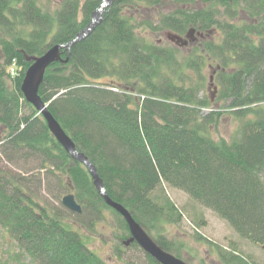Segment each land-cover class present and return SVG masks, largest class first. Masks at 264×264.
<instances>
[{"label": "trees", "instance_id": "obj_1", "mask_svg": "<svg viewBox=\"0 0 264 264\" xmlns=\"http://www.w3.org/2000/svg\"><path fill=\"white\" fill-rule=\"evenodd\" d=\"M101 3L61 0L52 13L37 0H0V226L36 264L107 263L67 227V216H51L38 203L27 172L5 171L32 160L75 196L82 207L77 225L92 231L110 211L122 226L118 241L124 246L130 239L127 224L105 204L87 169L58 144L22 93L32 59L72 41ZM140 5L159 14L142 19ZM129 9L135 11L131 18ZM140 28L179 36L194 29L218 41L200 44L203 65L197 58L181 63L176 47L150 43ZM206 63L216 71L215 98L201 96ZM39 96L96 167L109 197L148 234L162 218L181 220L169 199L153 196L168 186L264 249V0H116L92 35L72 48L68 63L46 71ZM225 118L239 125L230 142L213 137ZM151 238L183 260L165 240ZM121 244L115 248L119 259ZM130 247L139 250L136 243ZM221 257L225 264H246L238 256Z\"/></svg>", "mask_w": 264, "mask_h": 264}, {"label": "rangeland", "instance_id": "obj_2", "mask_svg": "<svg viewBox=\"0 0 264 264\" xmlns=\"http://www.w3.org/2000/svg\"><path fill=\"white\" fill-rule=\"evenodd\" d=\"M37 1L42 7L53 13L61 0ZM169 5L170 3H167V7ZM139 8L142 13V19H144V16L145 18L149 16L155 19L156 15L159 14L156 9L148 5H140ZM221 11L224 12L223 9ZM134 13L133 9H129L126 15L131 18ZM137 17L140 20L141 16ZM138 33L150 43L165 50L175 48L176 46L166 39V32L155 33L140 28L138 29ZM205 35L206 38L204 40L210 39L211 41H215L210 35ZM216 41H218V38ZM199 44L200 42L194 43L193 41V43L184 48L180 49L177 47V50L180 52L177 54L178 62L182 63L184 60L197 58L198 64L203 65L204 62L198 58L200 55ZM186 75L198 79V74L194 71L187 70ZM215 77L216 71L214 66L206 63L201 71V80L204 81V92H202L201 96L215 98L218 89L215 86ZM222 106L227 107V104ZM209 112V110L203 111L204 114H209ZM235 123L229 118L222 119L219 125L215 129H212L213 137L217 140L224 138L230 142L231 137L234 136L239 128L238 123L237 125ZM41 168L40 161L32 160L28 164L21 163L19 167H9L5 171L11 170L16 176L27 172L29 175L27 174L26 178L30 182L28 187L32 193L37 195L39 199L38 203L43 208H46L51 216L55 213H60L58 211L67 216V219H65L67 227L80 233L87 247L107 264H152L143 250L130 246L125 247L118 241L116 235L119 234L122 226L113 212L105 211L104 219L96 223L92 231L77 225L74 222L77 214L70 212L62 204V199L69 195L71 191L66 189L65 183L62 182L61 178L46 175V171H42ZM31 178H33L32 181ZM39 179H41V182ZM153 196L159 197V199H163V197L169 199L180 213L181 220L176 223L162 218L155 223L154 227H151L148 235L155 239L162 238L165 240L180 254L184 262L186 261L188 264H225L222 261L221 255H234L238 256L246 264H264V249L239 237L213 211L194 201L187 194L165 186L157 190ZM161 203L162 201L159 202V204ZM117 244L122 245L119 251L122 259H119L117 256V251L115 250ZM0 264H36L19 250L17 242L1 226Z\"/></svg>", "mask_w": 264, "mask_h": 264}, {"label": "water", "instance_id": "obj_3", "mask_svg": "<svg viewBox=\"0 0 264 264\" xmlns=\"http://www.w3.org/2000/svg\"><path fill=\"white\" fill-rule=\"evenodd\" d=\"M115 1L116 0H103L100 7L92 15L88 27L82 30L72 41L66 44L55 45L43 56L32 59L33 64L27 70L22 83V93L26 102L44 118L48 130L58 144L73 160L77 161L87 169L93 180L96 191L104 200L105 204L118 213L125 221L129 229L130 239L126 241L124 245L129 247L131 244L136 243L144 253L150 256L158 264H186L183 260L178 259L174 255L161 249L148 233L135 221L130 212L109 197L96 167L77 149L71 137L67 135L61 125L50 113L49 106L45 104L39 96L40 87L44 81L46 71L56 63H68L72 48L92 35V33L102 24L104 14L112 7ZM194 33L195 30L192 29L185 38L172 33H166L165 37L172 44L182 48L188 45L190 37ZM198 37H201V35H198ZM65 53L67 54V58L66 60H63V54ZM62 204L70 212L77 215L82 214V207L77 203L73 194L65 196L62 199Z\"/></svg>", "mask_w": 264, "mask_h": 264}, {"label": "flooded vegetation", "instance_id": "obj_4", "mask_svg": "<svg viewBox=\"0 0 264 264\" xmlns=\"http://www.w3.org/2000/svg\"><path fill=\"white\" fill-rule=\"evenodd\" d=\"M198 35H201V37H198ZM206 35L205 34H202V33H198V32H196L195 34H193L191 37H190V41H189V43H188V45L187 46H189L191 43H193V41H194V43H199L200 42V44L202 43V42H204V41H206V40H204L206 37H205ZM184 37V36H183ZM201 40V41H200ZM199 44V45H200ZM176 48L177 47H180V46H175ZM186 47V46H185ZM182 48H184V47H182ZM178 49V48H177ZM181 49V48H180Z\"/></svg>", "mask_w": 264, "mask_h": 264}, {"label": "bare ground", "instance_id": "obj_5", "mask_svg": "<svg viewBox=\"0 0 264 264\" xmlns=\"http://www.w3.org/2000/svg\"><path fill=\"white\" fill-rule=\"evenodd\" d=\"M116 91V90H115ZM151 258V257H150Z\"/></svg>", "mask_w": 264, "mask_h": 264}]
</instances>
